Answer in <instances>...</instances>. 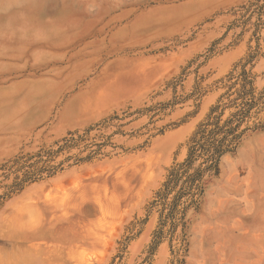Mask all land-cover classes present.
Instances as JSON below:
<instances>
[{
    "label": "rangeland",
    "instance_id": "374dc122",
    "mask_svg": "<svg viewBox=\"0 0 264 264\" xmlns=\"http://www.w3.org/2000/svg\"><path fill=\"white\" fill-rule=\"evenodd\" d=\"M0 264H264V0H0Z\"/></svg>",
    "mask_w": 264,
    "mask_h": 264
},
{
    "label": "trees",
    "instance_id": "16d2710c",
    "mask_svg": "<svg viewBox=\"0 0 264 264\" xmlns=\"http://www.w3.org/2000/svg\"><path fill=\"white\" fill-rule=\"evenodd\" d=\"M225 151H226L225 149L223 150L220 147V145L217 144V145L213 146V148H212L211 157H214L217 160V157L220 156ZM192 153H193V150L191 149L189 156H192ZM187 165H189V164H187Z\"/></svg>",
    "mask_w": 264,
    "mask_h": 264
}]
</instances>
